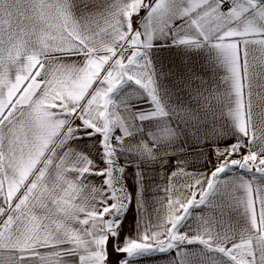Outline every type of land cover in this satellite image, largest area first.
Listing matches in <instances>:
<instances>
[{
    "label": "snow or ice",
    "instance_id": "snow-or-ice-1",
    "mask_svg": "<svg viewBox=\"0 0 264 264\" xmlns=\"http://www.w3.org/2000/svg\"><path fill=\"white\" fill-rule=\"evenodd\" d=\"M160 39L215 50L223 86L202 135L235 140L204 145L210 169L168 161L165 195L153 199L142 172L129 191L120 157L160 162V145L176 135L148 57ZM176 75L200 93L194 73L177 66ZM125 84L147 109L116 104ZM179 116L196 127L208 113L184 107ZM145 122L159 126L145 131ZM85 136L90 150L70 146ZM180 175L187 182L177 188ZM139 188L140 223L122 235ZM201 206L211 214L194 217ZM181 245L204 257L182 264H264V0H0V264H110L111 252L129 264Z\"/></svg>",
    "mask_w": 264,
    "mask_h": 264
},
{
    "label": "crops",
    "instance_id": "crops-1",
    "mask_svg": "<svg viewBox=\"0 0 264 264\" xmlns=\"http://www.w3.org/2000/svg\"><path fill=\"white\" fill-rule=\"evenodd\" d=\"M142 24L143 21H138ZM148 57L152 62L154 79L161 98L170 110V115L166 121L168 127L176 130V135L171 141H167L160 145V162H140L129 164L127 157H120L124 161V171L127 175L125 180L126 185H130L129 191L137 188L136 177L142 172L148 178V182L153 185L151 196L154 199L156 196L163 197V185L167 181L168 172L174 165L167 163L177 159H189L187 165L191 172L197 169H210L214 161L211 149L204 145L227 146L235 140V136L231 132H221L218 137H211L207 141L203 139L204 127L210 126L213 122L212 112L214 111L217 101L215 96L218 94V89L222 88L223 69L220 66L217 53L210 46L201 47H177L174 46L171 40L160 39L154 42V47L148 52ZM177 66L184 72L193 74V85L199 87L200 93L193 97L188 94V90L180 84V77L176 75ZM179 85V86H178ZM113 99L121 109H125L129 105H134L137 108L147 109L148 105L143 102L140 91L134 84H125L117 89L113 94ZM188 107L199 112L201 108L208 113L207 121L201 119L196 123V127H190L189 124L180 118V109ZM145 131H150L159 125L156 122H145ZM196 128H200V133ZM91 139L83 137L81 141H72L71 147L77 151H88L91 149ZM181 149H183L181 151ZM207 153L203 159H195L200 151ZM238 158V157H236ZM211 159L212 163L208 161ZM163 165V166H162ZM182 167L184 165H181ZM139 169V171H138ZM229 176H250V173L242 170H230ZM175 179L176 187L187 182V178L180 175ZM156 185H160V191H156ZM142 188H139L133 198V203L129 205L128 210L120 217L122 235H135L138 224L140 223L139 209L143 203L141 199ZM150 215L145 216V220L150 223L156 222V214L150 203L148 207ZM194 217L201 216L208 212L206 206L195 208L192 210ZM187 256L189 259L199 258L204 259L200 252L199 245H181L179 249H173L164 253L151 252L134 257L129 261V264H182L181 256ZM122 259L116 253H110V264H117ZM215 259V258H213ZM217 264H220L217 261Z\"/></svg>",
    "mask_w": 264,
    "mask_h": 264
}]
</instances>
